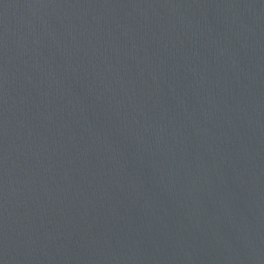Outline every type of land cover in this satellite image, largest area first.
I'll use <instances>...</instances> for the list:
<instances>
[{"label": "water", "instance_id": "water-1", "mask_svg": "<svg viewBox=\"0 0 264 264\" xmlns=\"http://www.w3.org/2000/svg\"><path fill=\"white\" fill-rule=\"evenodd\" d=\"M0 264H264V0H0Z\"/></svg>", "mask_w": 264, "mask_h": 264}]
</instances>
